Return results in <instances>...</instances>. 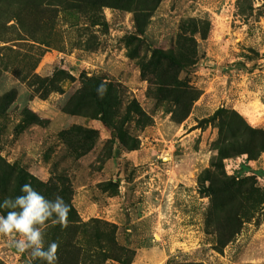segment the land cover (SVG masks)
I'll return each mask as SVG.
<instances>
[{"label":"rangeland","instance_id":"374dc122","mask_svg":"<svg viewBox=\"0 0 264 264\" xmlns=\"http://www.w3.org/2000/svg\"><path fill=\"white\" fill-rule=\"evenodd\" d=\"M146 17L137 28L133 10L0 0V157L71 187L80 219L115 224L132 264H264V215L218 253L198 184L218 109L264 131V0H162ZM223 164L264 191V153ZM16 179L0 171V202ZM31 263L0 236V264Z\"/></svg>","mask_w":264,"mask_h":264},{"label":"trees","instance_id":"16d2710c","mask_svg":"<svg viewBox=\"0 0 264 264\" xmlns=\"http://www.w3.org/2000/svg\"><path fill=\"white\" fill-rule=\"evenodd\" d=\"M70 2L91 9L113 7L133 10L136 26L140 28L141 18L147 16L149 19V15L156 10L162 0H64L65 4ZM41 5L42 2H38V7ZM74 8L78 9V7ZM159 54L165 60L176 61L173 55ZM182 59L183 57L180 60ZM93 84L94 82H91L92 86ZM81 93L75 100L85 103L84 98L87 93H83L80 98ZM107 95L110 96V93L107 92ZM92 97V102L102 108V101L98 95L93 94ZM225 113V110L218 109L211 119V121L219 120L218 140L215 145L217 156L198 179L199 193L207 196L210 204L205 214V231L214 236V250L218 253H222L236 239L245 224L259 215H264V191L256 187L252 177L227 176L223 164L224 160L243 154L247 155L248 161L259 158L260 154L264 153V131L250 127L243 129L231 120H226L223 116ZM24 114L25 117H29L28 111H24ZM0 171L17 175L16 183L20 185L19 189L25 183H31L33 189L46 199L53 200L58 194L70 205L66 227L53 225L49 220L41 230L44 234L45 248L53 241L59 244L57 264H106L109 261L132 264L134 253L117 243L115 224L99 219H91L87 222L80 219L72 205L71 187L65 186L60 181L57 184L47 185L38 183L23 170L7 165L1 157ZM22 194L21 190L16 191L13 199ZM1 211L2 214L5 213L4 210ZM31 264H46V261L37 258L32 259Z\"/></svg>","mask_w":264,"mask_h":264},{"label":"clouds","instance_id":"9594fccd","mask_svg":"<svg viewBox=\"0 0 264 264\" xmlns=\"http://www.w3.org/2000/svg\"><path fill=\"white\" fill-rule=\"evenodd\" d=\"M105 91L102 83L98 88L101 98ZM21 192L23 194L14 199L5 198L0 202V209L8 210L0 215V236L9 237L19 253L28 252L32 259L57 264L59 244L53 241L45 248L41 228L49 220L53 225L66 227L70 205L58 194L53 200L46 199L31 183L22 185Z\"/></svg>","mask_w":264,"mask_h":264}]
</instances>
